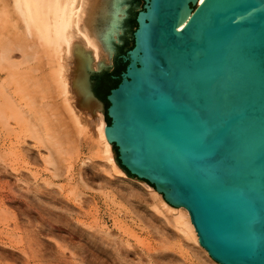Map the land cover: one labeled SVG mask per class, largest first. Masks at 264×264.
<instances>
[{
	"label": "water",
	"instance_id": "1",
	"mask_svg": "<svg viewBox=\"0 0 264 264\" xmlns=\"http://www.w3.org/2000/svg\"><path fill=\"white\" fill-rule=\"evenodd\" d=\"M196 2L108 0L87 88L126 178L214 262L264 264V0Z\"/></svg>",
	"mask_w": 264,
	"mask_h": 264
},
{
	"label": "bare ground",
	"instance_id": "2",
	"mask_svg": "<svg viewBox=\"0 0 264 264\" xmlns=\"http://www.w3.org/2000/svg\"><path fill=\"white\" fill-rule=\"evenodd\" d=\"M203 1L197 0L196 6ZM107 4L108 0H0V223H6L5 215L10 216L11 209L15 208L21 214L27 211L25 215L30 218L33 214L40 216L45 228L43 232L54 237L58 251H54V246L49 243L45 245L46 250L42 249L43 253L39 250L42 253L39 254L38 250V253L33 252V248L44 245L40 236L38 238L34 232L27 235L24 240L29 242L33 251L28 250L31 253L29 257H26L28 253L25 256L26 264H51L53 255H59L65 249V241L71 242L70 254L78 253L84 262L76 264H126L132 249H129L130 242L127 238L126 241L116 238L104 228L105 225L95 231L92 227L85 229L82 235H76L81 227L78 225L80 212L74 205V199L72 201L63 194L64 186L57 182L66 178L75 192L78 186L90 189L88 179L101 176L103 185L99 184L96 190L101 196L109 198L106 193L108 184L144 198L143 202L148 203L146 209H150L144 216L135 214V219L154 229L159 228L163 236H178L198 264H218L198 245L185 208L169 206L159 193L141 180L126 178L113 161L111 145L104 135L100 108L86 83L89 74L102 60ZM100 7L101 18L97 21V9ZM188 17L178 29L185 25ZM82 145L88 147L99 162L84 163L75 168ZM43 162L52 165L50 173L42 168ZM74 194L75 201H80L83 194ZM111 198L105 199L110 205L114 200ZM113 219L116 226L124 222L115 216ZM12 221L15 222L14 230L19 229V221L16 218ZM59 224L69 230H61ZM39 233L42 234V230ZM77 238L85 245L76 244ZM15 255L14 251L0 252V264ZM158 255L159 258L154 255L152 258H157L159 264L187 262L180 260L181 253L179 257L164 254V251Z\"/></svg>",
	"mask_w": 264,
	"mask_h": 264
},
{
	"label": "rangeland",
	"instance_id": "3",
	"mask_svg": "<svg viewBox=\"0 0 264 264\" xmlns=\"http://www.w3.org/2000/svg\"><path fill=\"white\" fill-rule=\"evenodd\" d=\"M98 10L100 11V14H99V11ZM101 13L102 12H101V7H100V8L97 9V18H96L97 21H100ZM100 59H101V56H100ZM43 155L46 156L45 153ZM79 158H80V160L76 164V167L75 168H78V167L82 166L84 163H86L88 165V164H93L95 162H99V160L97 158H95V157L92 156V151L91 150L89 151V148L88 147H85L84 145H82V147H81V154H80V157ZM88 158H91V160H89ZM42 166H43L42 167L43 169L44 168L45 169H48V171H46L47 173H50L49 171H51L52 168H53L52 165L46 164L45 162H43V165ZM106 178L108 179V177H106ZM65 179L66 178L60 179L57 182L60 183V184H62V186H64V187H62L63 188V191H62L63 194H65L66 196H69L72 201L74 199V201H73L75 203L74 205H76V209L80 212V218H79V220L80 219L81 220H80V224H78V225H79V227L80 226L81 227H80L79 233H76V235H82V231L85 230V229L88 230V229H90L92 227L93 228L92 231L93 230L95 231L98 227L105 225L104 228L108 232L109 231L112 232V235L117 236L116 238L122 239L121 241H123V240L126 241V238H127V241L130 242L129 244H131V246H133V247L130 246V248H129V249H131V248L132 249L128 253V256H127V259L128 260L127 259L125 260L126 261V264H148V263L149 264H155V263L156 264H159V263H157V258H159V257H157V255L159 254L158 256H160V254H163V251H164V254L165 253L166 254L168 253V254L174 255L176 257H179L178 254L180 255V253H181L182 255L179 258L182 261H187L188 263L186 262V264H198V262L196 261V259L192 257V254H190V252L183 245V241L181 239H178V236H176L177 238L176 237H173L171 235L163 236V234L161 233V230H159V228H158V230L157 229H154L152 227H149L148 225H145L139 219H137V218L135 219L134 218V215L135 214H138V213H139L140 216L141 215L144 216L147 213V211L150 209V208L149 209L148 208L146 209V207L148 206L146 204H148V203H146L145 200L143 202V199L144 198L143 199H141V197L138 198V195H136L135 193H133V195L130 194V193H128V192L125 193V191L120 190V188H118L117 186L113 187L112 185H108L107 184V186H106V193H107V195H108L109 198L112 197L111 199H114L113 202H114V205L115 206L113 205V202L111 204V205H113L115 207L114 208L113 206H111L110 204H108L109 201L105 200V199H108L109 200V198H106V196L104 198L103 195L101 196V193L99 191H96L97 190V186L99 184L103 185L102 182H101V176L100 177L99 176L98 177H95V179H93V180H92V178L91 179H88V181L86 180L89 183L90 187H91L90 189L84 190L83 187L81 188L80 186H78L77 187V191H75V192L72 189V186H70V184L68 183V181L65 180ZM76 179H77V177H75V180ZM111 180H113V179H110L109 181H111ZM131 180H137V179L136 178H132ZM92 184L94 186H91ZM92 188H93V190H92ZM114 188H116L118 192ZM78 189L81 190V193L78 192V191H80ZM71 190H73V191H71ZM76 192L79 193V195H82L83 194L82 196H80V199H79L80 201H78V199H77V201L79 203L77 201H75L76 200V196H75L74 193H76ZM116 193H118L120 195H118ZM128 194H130V195H128ZM135 195H136V198H134ZM121 197H124V198H126V200L127 199L128 200L126 201L124 198H121ZM95 200H96V202H95ZM105 202L108 205H105L106 204ZM95 204H97V205H95ZM94 205L96 206V208H94L95 207ZM108 206H110V208ZM132 207H133V209H132ZM47 208H49V206H47ZM21 209H24V206ZM138 209H139V211H138ZM24 212H25L26 215L28 214L27 211H24ZM44 212L47 213L48 211L47 210H44ZM21 213L22 212H19V210H16L15 208L13 210L11 209V213H9L12 216L15 215L14 218H16L19 221V223H20L19 229L14 230V223L15 222L12 221V220H14V218L13 217L11 218V215L10 216L5 215L6 223H5V221H3L2 223H0V252H2V251L13 252L14 251L16 253V255H15V257L13 259H7L8 261L6 260V263L4 262V264H26L27 263L26 257H29V255H30L29 253H31L33 250H34L33 252L36 251V253H38L39 250L41 252L42 249H45L46 250V246L47 245H50L49 243H51V246L52 245L54 246V251L57 249V246L55 245V242L53 241L54 237H48V235L45 234L46 232H43V229L45 230V228L42 227V222L43 221H42L41 217L38 216V215L36 216L35 214H33L31 216V218H30V217L26 216L25 214H21ZM131 215H133V217H131ZM45 216L48 217L49 215L46 214ZM113 216L118 217L121 220V222L124 221L123 223H121L122 226L120 224L118 226H116L115 222L113 221L114 220L113 219ZM34 218H36L35 219V222L33 221ZM28 220L29 221H32V222H28ZM59 227H61V230L62 229L63 230H65V229L66 230H69V228L67 226H63V224H59L58 225V228ZM41 230H42V234L39 233ZM170 230L173 231L172 229H170ZM36 231H38V232H36ZM33 232H34V235H36V236L38 234V238L40 236V241L42 240L41 242H43L44 245L41 244L42 247L40 245H38L41 248L38 247L37 249H34V248L37 247L36 246V247L33 248V250H31L32 249L31 248V245H29V242H25L24 238L27 235L28 236L30 234L32 235ZM168 236L169 237L171 236L170 239H169ZM22 237H23V239H22ZM20 238L22 239V242L19 241V240H21ZM27 238L28 237H26V239ZM171 238H172V240H171ZM174 239H175V241H174ZM10 242L13 245H11ZM16 243H21V244H17L16 245ZM70 243L68 241L67 242L66 241L64 242V244L66 245L65 246V249H62V251L59 249L61 251V253L62 252L63 253L61 254L60 252H58V254L60 253L59 255L54 254L56 256L54 257V255H53V257L50 259L51 264H52V262H53V264H76V262L78 263V261L80 263H84V262H82L83 261L82 258L80 256H78V253L75 252L77 255H72V253L70 254V251L71 250L69 248L72 247V246L70 247ZM75 243L76 244H82V246L85 245L84 244L85 242L84 243L82 241L80 242L78 238L76 239ZM9 245H10V247H9ZM22 247L24 248V250H23ZM67 247H68V249H67ZM11 248H13V249H11ZM165 248H166V250H165ZM28 250L29 251L31 250V252H28ZM37 250H38V252H37ZM156 250L158 251V253H157ZM57 251H58V249H57ZM22 252L25 253V255H23ZM40 252H39V254H42L43 253V251H42V253H40ZM172 253H175V254H172ZM26 254H27V256H26ZM39 254H37V255H39ZM183 254H185L184 257H182ZM139 255H141V256H139ZM153 255L155 257H157V258L154 257L155 260L152 258ZM190 255H191V257H190ZM56 257H58V258H56ZM74 257L77 258L76 261L73 260ZM24 259H26V260H24ZM148 260H149V262H148ZM130 261H132V262H130ZM138 262H140V263H138ZM86 264H89V262H87Z\"/></svg>",
	"mask_w": 264,
	"mask_h": 264
}]
</instances>
